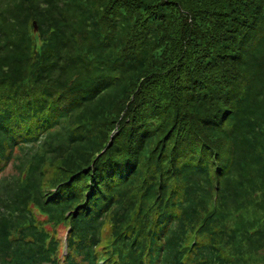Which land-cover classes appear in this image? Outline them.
<instances>
[{"label":"trees","instance_id":"1","mask_svg":"<svg viewBox=\"0 0 264 264\" xmlns=\"http://www.w3.org/2000/svg\"><path fill=\"white\" fill-rule=\"evenodd\" d=\"M0 264H264V0H0Z\"/></svg>","mask_w":264,"mask_h":264},{"label":"water","instance_id":"2","mask_svg":"<svg viewBox=\"0 0 264 264\" xmlns=\"http://www.w3.org/2000/svg\"><path fill=\"white\" fill-rule=\"evenodd\" d=\"M32 24L34 26V29H36L35 21H32Z\"/></svg>","mask_w":264,"mask_h":264}]
</instances>
